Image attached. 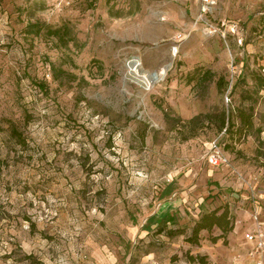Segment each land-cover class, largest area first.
<instances>
[{
    "label": "rangeland",
    "instance_id": "rangeland-1",
    "mask_svg": "<svg viewBox=\"0 0 264 264\" xmlns=\"http://www.w3.org/2000/svg\"><path fill=\"white\" fill-rule=\"evenodd\" d=\"M214 1L204 15L202 0H0V264H243L264 215V0ZM35 23L76 41L27 33ZM196 69L213 78L189 84ZM163 110H224L233 128L200 123L183 141ZM219 207L233 230L188 243Z\"/></svg>",
    "mask_w": 264,
    "mask_h": 264
},
{
    "label": "trees",
    "instance_id": "trees-1",
    "mask_svg": "<svg viewBox=\"0 0 264 264\" xmlns=\"http://www.w3.org/2000/svg\"><path fill=\"white\" fill-rule=\"evenodd\" d=\"M109 1V0H108ZM44 31L45 35L52 40L62 44L64 47H67L69 42H75L76 39L71 36V30L68 26L64 25L58 28H50L46 25L41 24H29L27 25L26 32L29 34L40 35ZM213 78V74L210 71H202L201 69L194 70L193 74L189 76L188 83L196 81V84H204L210 81ZM264 84V80H260ZM217 87L219 90H225L227 87V82L223 77H220L217 80ZM164 116L167 121L173 122L172 127L182 135V140L186 141L197 136L195 127L197 124L206 123L208 126H214V129L218 132L225 130V134L231 128L233 124L230 121L229 114L222 110L217 114H206L198 115L191 118L188 121L181 120L180 118H172L170 116L169 110H163ZM236 118L239 120V128L235 130V133L238 131V135L241 133H249L254 125L252 114L247 113L245 110L237 108L234 110ZM258 132L263 130H257ZM230 132V131H229ZM10 136H12L18 142L20 141V135L17 129L12 125L9 127ZM234 227V217L230 213L227 207H219L210 212L203 213L200 215L198 220L194 223L191 228L189 236L186 238V241L192 245H197L200 240L201 232H211L214 228L218 229L221 232L216 238H213V241H216L218 238H224L228 233L233 230ZM162 228L158 229V232L161 233ZM175 233L171 230L166 232V235L172 237ZM201 261L202 258H200Z\"/></svg>",
    "mask_w": 264,
    "mask_h": 264
},
{
    "label": "built area",
    "instance_id": "built-area-1",
    "mask_svg": "<svg viewBox=\"0 0 264 264\" xmlns=\"http://www.w3.org/2000/svg\"><path fill=\"white\" fill-rule=\"evenodd\" d=\"M204 8L203 14L209 13L212 6L215 5L214 0H202ZM226 101H229L227 97ZM225 134V130L221 132V135ZM206 161L212 168H218L227 164V158L222 149V146L218 141L210 143L208 153L206 155ZM254 228L252 231L245 234V242L251 245V248L247 250L245 254V262L248 264H264V227L259 221L258 213L255 210L253 214Z\"/></svg>",
    "mask_w": 264,
    "mask_h": 264
},
{
    "label": "crops",
    "instance_id": "crops-1",
    "mask_svg": "<svg viewBox=\"0 0 264 264\" xmlns=\"http://www.w3.org/2000/svg\"><path fill=\"white\" fill-rule=\"evenodd\" d=\"M255 211V210H254ZM254 211H253V213L251 214V219H250V221H249V224H248V226H247V231H246V233L245 234H247L248 232H250V231H252L253 230V228H254V222H253V214H254ZM257 211V213H258V217H259V221L262 223V225H263V227H264V215L262 214V212H261V210H256ZM245 234H244V236H245ZM245 244L247 245V249H246V252H247V250H249L250 248H251V245L250 244H248V243H246L245 242ZM246 254V253H245ZM243 264H248L247 262H245V259H243V262H242Z\"/></svg>",
    "mask_w": 264,
    "mask_h": 264
},
{
    "label": "bare ground",
    "instance_id": "bare-ground-1",
    "mask_svg": "<svg viewBox=\"0 0 264 264\" xmlns=\"http://www.w3.org/2000/svg\"><path fill=\"white\" fill-rule=\"evenodd\" d=\"M132 67H133V66H132ZM136 69H137L136 66H134V67H133V71H135ZM157 76H158V75H157ZM144 78H145V79H151V78H152V75H149V74L146 75V74H144Z\"/></svg>",
    "mask_w": 264,
    "mask_h": 264
},
{
    "label": "water",
    "instance_id": "water-1",
    "mask_svg": "<svg viewBox=\"0 0 264 264\" xmlns=\"http://www.w3.org/2000/svg\"><path fill=\"white\" fill-rule=\"evenodd\" d=\"M157 79V75L156 74H152V78H151V81H155Z\"/></svg>",
    "mask_w": 264,
    "mask_h": 264
}]
</instances>
